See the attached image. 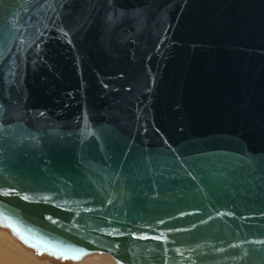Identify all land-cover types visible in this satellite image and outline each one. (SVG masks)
<instances>
[{
  "label": "water",
  "instance_id": "95a60500",
  "mask_svg": "<svg viewBox=\"0 0 264 264\" xmlns=\"http://www.w3.org/2000/svg\"><path fill=\"white\" fill-rule=\"evenodd\" d=\"M0 225L57 259L264 264V0H0Z\"/></svg>",
  "mask_w": 264,
  "mask_h": 264
},
{
  "label": "rangeland",
  "instance_id": "374dc122",
  "mask_svg": "<svg viewBox=\"0 0 264 264\" xmlns=\"http://www.w3.org/2000/svg\"><path fill=\"white\" fill-rule=\"evenodd\" d=\"M0 244L11 252H18L29 259L32 264H116L108 254H93L85 259L73 262L68 259H57L35 252L23 245L20 241L13 238L8 229L0 227Z\"/></svg>",
  "mask_w": 264,
  "mask_h": 264
},
{
  "label": "bare ground",
  "instance_id": "6f19581e",
  "mask_svg": "<svg viewBox=\"0 0 264 264\" xmlns=\"http://www.w3.org/2000/svg\"><path fill=\"white\" fill-rule=\"evenodd\" d=\"M0 227L8 229L6 226H2L0 225ZM9 230V229H8ZM10 231V230H9ZM11 233V232H10ZM11 235L13 236L14 239L20 241L19 239H17L12 233ZM21 242V241H20ZM22 243V242H21ZM23 245H25L26 247L33 249L29 246H27L26 244L22 243ZM34 250V249H33ZM100 253L102 254H108L106 252H92L89 254H86L84 257H82L81 259L77 260V261H81L83 259H85L87 256L89 255H93V254H98ZM43 254V253H42ZM46 255V254H43ZM110 255V254H108ZM47 256V255H46ZM111 256V255H110ZM112 257V256H111ZM113 258V257H112ZM114 260V259H113ZM77 261H73V262H77ZM115 262V260H114ZM116 263V262H115ZM0 264H32L28 258H26L25 256L18 254V252H11L10 250L6 249L3 247V245L0 244ZM117 264V263H116Z\"/></svg>",
  "mask_w": 264,
  "mask_h": 264
}]
</instances>
